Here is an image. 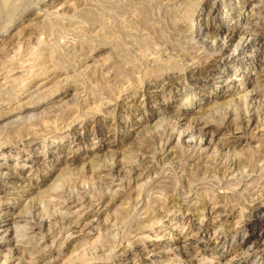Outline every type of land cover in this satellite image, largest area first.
Returning <instances> with one entry per match:
<instances>
[{"label": "rangeland", "instance_id": "rangeland-1", "mask_svg": "<svg viewBox=\"0 0 264 264\" xmlns=\"http://www.w3.org/2000/svg\"><path fill=\"white\" fill-rule=\"evenodd\" d=\"M161 1L162 3H160ZM193 1H195L198 10L193 18V25L195 30L202 29L201 34L203 35L201 37L207 36L203 31H209L214 35V31L218 27L230 31L234 27V23L236 26L246 30L250 29V26L252 27V24L250 25L245 20L248 11L242 13V9H239L237 13H234V10L230 8L233 0ZM70 2L74 7L72 6V9L70 8L69 10L67 8L66 10L65 4ZM164 2L166 1L0 0V73L5 71L7 73L15 72L17 70L16 63L19 65L22 61V63L26 64L30 72L29 76L32 75V78L38 73L40 77L49 75L48 78H50V82L48 79L47 85V87H50L41 91L42 95L38 93L37 96L39 95V98L34 96L36 104L32 103L34 105L32 106L33 108L30 107L27 111L17 110L1 119L0 162L4 165L5 171L20 172L21 178L25 179L26 183L29 182V178L32 179L34 184L41 181V179L46 181L38 189V192L44 188V190H47L49 187L50 190H58L65 197L79 202L77 203L79 206H75V209L76 207L84 208L80 205L81 203L86 207L84 210H80L82 212L78 216L79 224H77L79 225L78 230L84 228L82 230V232L84 231V236L80 237L82 232L77 233L75 234L78 237L76 240H71L65 245H56V250L40 264L134 263L138 260L139 251L144 252L149 249V243H145L143 240L142 242H133L136 234V231L133 230L138 227V221L136 222L134 217L138 209L135 196L140 194L143 203H147L150 206V204L154 205L157 203L156 194L158 192L157 195L163 194L164 198L166 196L168 199L171 196L176 197L178 206L177 204L176 206L170 204L167 217L164 216L161 222L154 225V231H151V233L161 237L156 241V252L160 256L158 262L155 261L156 264H264V220L260 225L253 222L256 216L264 215V160H260L262 158L260 155L264 154V124H260L261 126L259 127L251 125L246 129L247 131L238 133L243 134L246 141L233 146L230 149L232 152H226L228 147H224L225 150L222 148L223 151L219 154L220 157L225 155L224 157L228 158L234 154H239L250 165L252 164L247 174H239L235 179H228L223 172H218L216 166H213L215 163H208V165H211L210 167L201 163L198 171L193 166H190L189 164L194 162L193 159L199 153V146L195 143V140H193L194 142H188L190 138L185 142L188 132L193 135H199L200 128L196 126V122L191 118L203 109L206 105V100L199 101L196 97L203 94V97H207L208 94L213 95L217 91L228 95L230 93L229 90L233 89V83L231 87H217L220 85L215 83L219 80L217 78L219 75L216 73L215 79L207 78L205 84L195 79L180 82L183 81V76H180L175 81L156 82L154 84L155 91L149 88V95L137 94L133 102L128 97L129 86L127 83H124V86L122 84L123 74L120 78V74L117 72V76V70H114L116 69V61L120 62L121 65L125 62L123 59L125 53V60H128L127 55L130 54V57L133 54L129 51L132 50L134 45L132 43L145 44L144 46L149 48H155L158 45L164 46L165 44V47L168 45L167 48L169 49L172 44L166 43H174L178 39L174 35L171 25L170 6ZM253 2L255 3H253L255 6L252 8L254 10V18H251V20L257 18V25L264 27V0H253ZM212 5L215 8H222L220 13L215 12L216 17L219 16L224 19L221 23H218L212 17L214 14L207 16ZM62 6L64 10L61 8ZM165 7H168V10ZM249 14H252V12ZM232 17H234V20L230 21ZM208 27L213 30H208ZM37 38H39L38 41H40L41 46L37 42ZM115 39L117 40L115 41ZM161 39L164 42L159 41ZM182 41L184 45L192 42L190 39L187 40L188 43L184 40ZM160 42L162 43L160 44ZM262 42L263 40L248 49V55L251 54V50L256 51L257 57L254 60L239 58V60L227 65L219 64L212 68L217 72L218 70L226 71L229 67V78L235 77L238 79L234 73H238L239 69L248 65V73L245 75L246 81L253 83L257 78L255 63L256 61L261 63L264 58V45ZM231 51L232 46L227 52ZM114 53L117 57L118 54L121 56L119 55L117 58ZM122 54L124 55L122 56ZM115 59L117 60L115 61ZM120 59L124 62L122 63ZM124 65L122 67L127 69L128 66L125 65L124 67ZM11 67L15 69L12 71V69L10 70ZM31 67H33L32 70ZM33 69L35 71L38 70V73ZM33 71L34 74L31 73ZM115 76L118 78L116 79ZM29 79L31 77H25L20 80L21 82L18 80V83L14 80V82L11 81L10 77L8 81L6 80L8 83L4 84L3 88L0 86V111L4 109L3 106L13 107L18 105L19 94L33 80L36 81L37 78H34L31 82ZM161 85L163 86V96L155 94L161 90ZM254 86L256 87V85ZM253 87L249 86L247 88L246 86L247 90L253 89ZM185 91H189L190 99L193 96V100L195 98L196 101L186 104H181L180 100L173 104L168 103L167 98L172 96V94L181 93L185 97ZM65 93L69 94L67 98L72 101L69 100L70 102L68 101L67 105L65 104L62 108L60 106L55 108V114H53L54 110L52 108L57 102L55 97H60ZM45 94L47 97H45ZM4 102L7 105H4ZM135 102H146V106L142 107L141 105V108L139 105L140 109H137L135 105H131L132 103L135 104ZM257 104H259V109L264 107V96L257 100ZM232 105L229 109H222L214 113V116L210 115L208 119H213L216 123L221 121L230 122L232 118L238 116L246 107L239 103L236 104L234 101ZM50 106L53 107L51 108ZM49 108L52 110L50 111ZM49 111L52 113H49ZM182 111L185 114L173 132L174 124L172 121L174 120H169L170 117L173 119L175 115L171 113L179 114ZM232 113L233 115L231 116L230 114ZM19 114L21 117L26 115L25 118L20 119V121L25 120L26 123H22L23 125L19 123L20 121L14 125L12 124L13 122L10 123L11 120L18 118ZM146 114L151 115V119L147 126H145V123L140 125L143 123V117ZM159 119L163 120H161L160 124ZM5 123L9 124L6 125ZM24 125L25 127L21 130ZM28 125H32V127ZM106 126L109 127L108 132L104 129ZM211 127L214 128L213 125ZM179 131H185V134L182 135V138H184L180 143L176 142ZM145 135L152 141L155 138L153 146H145L147 141ZM170 135L173 136V139L169 147L172 146L174 148L175 145L174 149L180 153L179 162L171 163L168 161L159 164L160 170L155 174L152 173L150 181H147V185L143 187L141 192L137 191L135 185L138 182L133 179L135 174L132 163L138 164V166L144 165L145 149L147 151L157 150L160 148V142L164 143ZM116 143H119L118 146ZM212 147L206 150V154H213ZM93 154L97 155L93 157ZM58 155L59 159L56 157ZM117 155L118 159L124 155L122 158H124L125 163L122 167L118 166L111 176H115L116 182L119 184L118 189L119 191L121 190L119 196L113 199L110 196H112V191L117 187L108 183L110 179L106 181L105 178L96 176L93 171H88L86 167L94 163L92 170L93 168H103L112 164ZM67 157H73L79 163L70 165L71 167L61 163L60 160ZM212 160L214 162V159ZM258 160L260 161L258 162ZM35 161H38V163ZM83 162H86V164L84 165ZM261 162L262 164H260ZM184 168L185 171L182 170ZM60 172L61 174H58ZM58 175L62 179L58 178ZM131 182L132 184L130 185L132 187L128 185ZM34 184L33 186L24 187L23 190H20L22 189L21 187L18 189L17 187L9 188L6 184L0 185V211L5 210L15 214L22 212L21 208L27 202L26 198L35 196L37 198H35L34 203L36 204L37 202L36 205L39 208L41 207L37 211L36 216L38 217H36V221L47 219L45 226L33 231L29 229L30 224H26L21 219L16 220V224L15 221L10 219L3 222L0 227V235L10 231L11 233L8 236L14 242H4L0 264H2V260L9 253H13L14 258L7 264H18L20 258L27 260L28 256L24 252L15 253L16 240L20 245L33 246L32 256L38 259V254L43 251L46 252V249L51 245L49 244L51 239L41 242L42 238L45 239L50 231L56 236L65 231L64 223L62 224L63 221L58 216V208L48 197L36 196L37 187H34ZM50 186H52V189ZM33 191L36 192L33 193ZM210 198L212 201L215 199L219 200L217 203L222 205L215 212H209L208 200ZM91 202L95 205H97L96 203L106 204V206L100 208V214L94 218L91 217L92 210L87 209L90 207ZM27 209L30 210L28 207L25 210L23 208V212H28ZM198 213H202V215L199 217ZM108 217L109 219L117 217V224L114 227L106 226V221L104 220ZM90 220H92V224L86 225ZM16 233L18 235H15ZM19 238L22 239L20 240ZM10 248L11 250L14 249L13 252ZM181 248L190 251L188 252L189 257L186 258L181 254V251H179Z\"/></svg>", "mask_w": 264, "mask_h": 264}, {"label": "bare ground", "instance_id": "bare-ground-1", "mask_svg": "<svg viewBox=\"0 0 264 264\" xmlns=\"http://www.w3.org/2000/svg\"><path fill=\"white\" fill-rule=\"evenodd\" d=\"M165 1L166 2H164V3L166 5H169L170 6V8H169L170 11H171V13H170L171 14V18L170 19H171L172 28H173L174 33H175L174 35H176L178 37V39L176 37H174V38L177 39L175 42L173 41L174 43H166V44H172V46L170 45V47H172L171 50H169L170 47H169V49L167 48L168 45H166V47H165V44H164V46L163 45H158V47H155V48H152L151 47V48H149V47H145L144 46L145 44L144 45H141L140 43H138V44L132 43L134 45L132 47V50H129V51H131L133 54H131L130 57H129L130 54L127 55L128 56L127 57L128 60H125L126 53H125V56H123L124 54H122L123 59L126 62V64H125L124 61H123L124 63L121 61L122 59H120V61L123 63V65L125 64V65L128 66L127 69H124L122 67L123 65H121L120 62H117L116 61L117 59H115V61H116V65H115L116 67L115 68L116 69H114V70H117L116 71V75L118 76V74H117V72H118L120 74V78H121L122 77V74H123V77H122L123 83L122 84L124 86V83L125 84L127 83V85L129 86V89H128L129 90V94H128L129 96L128 97H130L131 101H133V102H134L135 97H136L137 94L142 93V95H149V88H152L155 91V85L154 84H156V82L161 81V83H165V82H169V81H175V80H178L180 78V76H183V78H182L183 81H180V82H184V80L189 81L191 79H195V80H199L201 83L205 84V82H207V78H209V79H212V78L215 79V73H216V74L219 75L217 77V78H219V80L216 81L215 83H217V85H220V86H217V87H219V88L220 87H222V88L231 87L232 86V83H233V89L229 90L230 93L228 95H226L225 93H221V91H217L213 95L208 94L207 95L208 99H207L206 96H205L206 99H205V97H203L204 94L203 95H198V97H196V99H198L199 101H203V99L206 100V102H205L206 105L203 107V109H201V111H198L197 114H196V116H193L191 118L192 120H194L196 122L195 123L196 126L200 128L199 135L198 136L197 135H193V134H191V132H188V134L186 135L188 137L185 140V142H187V140L190 138L188 142H190V141L191 142H194L193 140H195V143L199 146V148H198L199 149V153H198L197 157L193 159V161H194L193 163L189 164L190 166H193L194 168H196L197 171H198V168H199V166H200L201 163H204L205 166H209L210 167L211 165H208V163L210 164V162H211L212 164L215 163L213 166L214 167L216 166V170H218V172H223L224 175H226L228 177V179H235V177H238L237 175H239V174H244L245 175V174H247L249 172V168L251 167L252 164L250 165L249 162L244 159V157H242L239 154L232 155V153H231V155H232L231 157L225 158L224 157L225 155H222L221 154L222 156L220 157L219 154L222 153V151H223L222 148L224 149V147H228V150H226V152L227 151L229 152V151H231L230 149L233 146H235L236 144H240L243 141H246L245 136L243 134H238V133L243 132V131H247L246 129L249 128L251 125H255V126H258L259 127V126H261L260 124H262V123L264 124V107H262V108L259 109V104H257V100L258 99L260 100L261 97L264 96V58L262 59V62L261 63H259V61H256V63H255V65H256L255 74H257V78L255 79L256 82L254 81L253 83L252 82H249V81L248 82L246 81V76L245 75H246V73H248V67H249L248 65L244 66L242 69H239L238 70V73H236V72L234 73V75H236V77H238V79H236L235 77L232 78V79L229 78V67H228V70H226V71H221V70H218L217 71L216 70L217 72H215L214 71L215 69H213L212 67L217 66L219 64L227 65V64H229V63H231V62H233L235 60H239V58H247V59H253L254 60V58L257 57L256 56L257 54H256V51L255 50L254 51L251 50L250 51L251 54L248 55V53H249L248 49L250 47H254L255 44H257V42L259 43L261 40H263L262 43L264 45V27L257 25L258 24L257 18L255 20H253V19L251 20V18H254V10L252 8L255 6L254 5L255 3L253 2V0H233L232 4L230 5V8L232 10H234V13H237V11H239V9H242V13H245L246 11H248L246 13L245 20H247V22H249L250 25L252 24V27L250 26V29H247L246 30V29L240 28V27L236 26L235 23H234V27L230 31H226L225 28L223 29L221 27H218L214 31V35H212L209 31H203L204 34H206L207 36L201 37L203 35V34H201L202 33L201 32L202 29L195 30L194 29V25H193V18L197 14V11H198L197 8H196L195 1H193V0H165ZM204 1H207V0H204ZM6 2H8V1H6ZM199 2H200V0H199ZM160 3H162V1ZM61 5H63V4H61ZM65 5H66V10H67V8L70 10V8L73 6L71 4V2L70 3H67ZM128 5H129V3H128ZM61 8L63 9V6ZM221 10H222V8H220V9L219 8H215V6L212 5L211 6V9L209 10V12L207 14V16L208 15L209 16H212L214 14V16H212V17L218 23H221L224 19L222 17H219V16L216 17L217 16L216 13H220ZM250 12H252V14H249ZM233 20H234V17H232V19L230 21H233ZM157 28H158V25H157ZM207 29L208 30L210 29V31L213 30V29L211 30V27L210 28L208 27ZM208 34H210V35H208ZM161 37H163V36H161ZM174 38H173V40H174ZM144 39H145V37H144ZM186 39L187 40L190 39L192 42L190 41L191 42L190 44H186L185 43L186 45H184L182 43L183 42L182 40H184V41L187 42ZM36 40L39 43V45L41 46L40 41H38L39 38H37ZM116 40L117 39H115V41ZM162 40L163 39H161L159 41H162ZM162 42H164V41H162ZM162 42H160V44ZM145 43H148V42H145ZM114 45H118V44H114ZM38 46H37V48H38ZM231 46H232V51L231 52H227ZM116 47H118V46H116ZM127 47H129V46H127ZM34 48H35V46H34ZM120 51H121V49H120ZM37 52H38V49H37ZM115 52H116V50H115ZM121 52H123V51H121ZM35 53H36V51H35ZM117 53H119V52H117ZM36 54H38V53H36ZM114 55H115V53H114ZM119 55L120 54H118V57H119ZM241 55H243V56L241 57ZM248 56H250V58H248ZM38 59H39V57H38ZM10 60H11V58H10ZM240 60H242V59H240ZM7 61H9V60H7ZM117 63H118V65H117ZM16 64H17V66L16 65L15 66L17 67L16 68L17 70L15 72L13 71L15 68L12 69L13 67H11L10 70L12 69L13 73H10V72L7 73L5 71L6 69L3 70L5 72H1L0 73V86H2V88H3V85L4 84H7L8 83V82H6V80L8 81V79L10 77L12 79L11 81L14 80V81H16L18 83H19V81L21 79H23L25 77H31V79H29L30 82L34 78L35 79L37 78V79H36V81L33 80L30 84H28V87L27 88L25 87L26 89L22 93L19 94V100H18V102L16 101L18 103V105L12 107V106H8L6 104V102H4V105L6 104L7 106H3V108L5 110L4 109H1V111H0V121L6 115L9 116L10 114L16 112L17 110H22V111L29 110L30 107L34 106V105H32V103H35V99L34 98L37 96V94L38 93H41V95H42V92L41 91L47 90L50 87V86L47 87V85H48V79H49V82H50V78H48L49 75L47 77H45V75H43L44 77L43 76L40 77V75L38 73V70H36L37 71L36 72L33 69L38 74L35 73L36 74L35 75L36 77L34 76L32 78V75L29 76L30 75V72H29L26 64L22 63V61H21V63L19 65H18V63H16ZM125 65H124V67H125ZM1 67H2V65H1ZM239 67L241 68V66H239ZM32 68L33 67H31V70H32ZM7 71H9V70H7ZM34 71L31 72V73L34 74ZM56 72L57 71L55 69V73ZM7 77H9V78L6 79ZM115 78H116V76H115ZM68 80H69V78H68ZM119 82H121V81H119ZM117 83H118V81H117ZM253 85H256V87L255 86L253 87ZM246 86H247V88L249 86H251V87H253V89L247 90ZM95 87H97V86H95ZM107 91H109V90H107ZM126 92H127V90H126ZM188 92L185 93V97L181 93H174V94H172V96H170V97L167 98L168 103L169 104H173L174 102L179 101V100L181 101V104L195 102L196 100H195V98L193 100V96L190 99V93H188ZM68 93H65L64 95H61L60 97H55L56 98L55 101H57V102H56V104H54L55 105L54 107L52 106L53 108L51 106L50 107L53 110L55 108H57L58 106H60L62 108L70 100L69 98H67V96L69 95ZM209 93H211V92H209ZM48 94H50V93H48ZM155 94L156 95L160 94V95L163 96V86L162 85H161V90L159 92L155 93ZM45 97H47V95ZM11 98H12V96H11ZM210 98H211V100H210ZM219 99H221V100H219ZM125 100H127V99H125ZM6 101H7V99H6ZM20 101H22V102H20ZM70 101H72V100H70ZM233 101L236 104L239 103V104L245 105L246 107L244 108L243 111L241 110L242 112L238 116H235L234 118H232L230 120V122L221 121V122H217L216 123L213 119H208V117L210 115L212 116L214 113L219 112L222 109H229V107L232 105V102ZM11 104H12V102H11ZM11 104H9V105H11ZM68 105L71 107L70 104H68ZM131 105H135V107H137V109H140L139 108V105H140V107H141V105H142V107H145L146 106V102H144V103L135 102V104L132 103ZM232 106H234V105H232ZM66 107H68V106H66ZM132 107H134V106H132ZM128 108H130V107H128ZM6 109H7V111H6ZM52 109L49 108L50 111ZM167 110H168V108H167ZM4 111H6V112H4ZM50 111H49V113H52ZM46 112H48V111H46ZM54 112H55V110L53 111V114H55ZM183 112L184 111H182L179 114L178 113H176V114L175 113H171V114L175 115L173 117V119H172V117H170V120H169V121L174 120V121H172V123L174 124L173 125L174 128L172 129L173 132L176 130L177 125L179 124V121L182 120V116L185 114ZM207 112H209V113L206 114ZM230 112H231V110H230ZM56 114H57V111H56ZM230 115L232 116L233 113L230 114ZM25 116L24 117H21V115H20V116H18V118L14 119V120H11V122L10 121L9 122L10 123L13 122L12 124L14 125V124H16V122H19L21 118H25ZM228 117H229V115H228ZM143 118H144V121L145 122L143 121V123L140 124V125H143L145 123V126H147V123L151 119V115H147L146 114V115H144ZM37 119L39 120V118H37ZM161 120L159 121V124L163 121V120L162 121ZM19 123L21 125H23L22 123H26V122L24 120V121H20ZM8 124L9 123H7L6 125H8ZM20 124H17V125H20ZM212 125H213L214 128L211 127ZM28 126H31L32 127V125H28ZM24 127H25V125L21 127V130ZM18 128L20 129V127H18ZM153 128H151V129H153ZM104 129H105L106 132L109 131V127L108 126L104 127ZM184 134H185V131H179L178 139H177L176 142H179L180 143V141L184 138V137L182 138V135H184ZM146 138H147V136H146ZM253 138H254V136H253ZM172 139H173V136L172 135L168 136L167 140H165L164 143H161L160 142V148H158L157 150H154V151H147L145 148L140 147L141 149H145V151H146V153L143 152L144 153L143 160L145 161V164L142 165V166H138V164H133L132 163V167L134 168V174H135V176H134L133 179L136 182H138L137 185H135V189L137 191L141 192V190L143 189V187L145 185H147V181H150V178L152 176V173L155 174V173L158 172V170H160L161 167H160L159 164L166 163L168 161L171 162V163L172 162H176V163L179 162V157H180L179 155H180V153L177 152L174 149L175 148V145H174V148L172 146L169 147V145L171 144V140ZM207 139H208V141H207ZM154 140H155V138H154ZM154 140L152 141V140H150V139L147 138V141H146V145L145 146L146 147L147 146H149V147L153 146ZM118 144H117V146H118ZM210 145L213 146L212 147L213 148V150H212L213 151V154L212 155H208L209 153L206 154V150L209 147H211ZM131 152H133V151H131ZM263 152H264V150H263ZM97 154H93L92 156L95 157ZM260 156L262 157V158H260V160H264V154H261ZM56 157H58L57 159H59V155L56 156ZM122 157H124V155ZM122 157L120 159H118V155H117V157L114 158V161L112 162V164L106 165L103 168H101V167L98 168V169L93 168V170H92V167H93L94 163L89 164V166L86 167V169L88 171H93V173H95L96 176L105 178L106 181L108 179H110V182H108V183H110L113 186L117 187L116 189H114L112 191V196L109 195L113 199L119 196L121 190L119 191V189H118L119 188L118 187L119 184H118V182H116L117 179L115 178V176H113V177H111V176H112V174L114 173L115 169L118 166H121L122 167L124 165L125 162L123 160L124 158H122ZM212 159H214V162H213ZM98 160H100V159H98ZM260 160H258V162ZM60 161H61V163L66 164V165H69V166L70 165H75V164L77 165V163H79L73 157H71V158H69V157L62 158V160H60ZM35 162L38 163V161H35ZM83 164L85 165L86 162H83ZM260 164H262V162ZM3 166L4 165L0 162V185L1 184H6V185H8L9 188H15V187H17L18 189H19V187H21L22 189H20V190H23V188L26 187V186H33L34 183H33V181H32L31 178H29V182L26 183L25 182V179L21 178V173L20 172H18V171H12L11 172V171H8V170L5 171L4 170L5 167H3ZM84 168H85V166H84ZM192 168H190V169L193 171L194 168L193 169ZM69 170H70V168H69ZM182 170L185 171V168L182 169ZM58 174H61V172L58 173ZM58 178H60L59 175H58ZM60 179H62V178H60ZM45 182L46 181H44V180L41 179V181L35 183L34 184V187H37V192L36 191H33V193L36 192V196L37 195H42V196L48 197L49 200L51 202H53V204L58 208V216L62 219V221H63L62 224L63 223L65 224V225L63 224V226H65V229H64L65 231L62 234L59 233L57 236H56V234L55 235L52 234V232L50 231V233H48V235H46L47 237H45V239L42 238L43 241L41 240V242H44L46 239H49V240L51 239V243H49L51 245H49V248L46 249V252L43 251V252H41V253L38 254V257H39V258L37 257L38 259H36V258H34V256H32L33 249H34L33 246H31V245L30 246H28V245H20V243H18L17 240L15 239L16 240L15 247H14L15 248V253H23L24 252V254H26L28 256L27 260H24L23 258H20L18 264H40V263L44 262V260H46L56 250L55 248L57 246H59L61 244L62 245L63 244L65 245L66 243H69L71 240H74V239L76 240V238H78V237L75 234L81 233L82 230L84 229L83 228L82 230H78L79 225H77V224H79V222H78L79 221L78 220V216L82 212L80 210H84V208H86V207L81 203L80 205L83 206L84 208H82V207H78L77 208L76 207V209H75L74 208L75 206H79L77 204L79 202H76V201L72 200L69 197H65L64 194H62V192H60L58 190L57 191H55V190L52 191V190L49 189V187H48L47 190H44L45 189L44 188V189H42L41 191L38 192V189ZM130 184H132V182L129 183L128 185H130ZM56 186H57V184H56ZM50 187L52 189V186H50ZM53 188H55V187H53ZM30 190H32V189H30ZM157 194H156V197H157L156 202L157 203H155L154 205H151L150 204V206H148L147 203H145V204L143 203L142 199L140 198V194H138L137 196H135L136 199H137L136 206L138 207V209L136 210V213H135V216L134 217H135L136 222L138 221L137 222L138 227L136 228V230H133V231H136L135 239H134L133 242H136V241L137 242L138 241L139 242L140 241L142 242V240H143V241H145V243L146 242L149 243L148 244L149 249L147 251H144V252L139 251L140 254H139V257H138V260H137L138 262L135 261L134 263L132 262L131 264H154L155 261L158 262V259L160 258V256L156 252V248L155 247H156V241L158 240V238H161V237H159V235H157V234L151 233V231H154V225H156L157 223L161 222L162 221V218L164 216L167 217V214H168L169 209H170V206H169L170 204L173 205V206H176V204H177V206H178V200H177L176 197H173V196L169 197L170 199H168L167 196H166V198H164V195L163 194H160V195H157ZM161 195H163V196H161ZM38 197H40V196H38ZM35 198H37V197L31 196V197L26 198V201L27 202L21 208L22 209V212H18L17 214H15L14 212H10L9 213L8 211H5V210L0 211V227H1V224H3V222L7 221L8 219H10L11 221H15V224H16V220L18 221V219H21V220L25 221L26 224L29 223L30 224L29 229L31 231L36 230L38 228H42L43 226H45L47 219H45V220L39 219V221H36L37 220L36 217H38V216H36L37 213H38L37 211L39 209H41V207L39 208V206L36 205L37 202H36V204L34 203ZM111 198H110V200H111ZM220 200H221V198H220ZM39 201H41V200H39ZM92 202L90 203V207L91 206L92 207L91 208L88 207L87 209L88 210H92L91 217L94 218L95 216H98L100 214V211H101L100 208L103 207V206H106V204H104V205L102 204L101 205V203H96L97 205H95L93 203L95 205L94 206L92 204ZM208 202H209V207H208L209 208V212H211V211L212 212H215V211H217V209H219V207L222 206V205H220V204L217 203V202H219V200L217 201L216 199L214 201H212V199L210 198L208 200ZM27 207L30 208V210L27 209L28 212H23V208L25 210ZM194 214H195V211H194ZM197 215L200 217L202 215V213H198ZM116 219H117V217H114V218H111V219H109V217H108L106 220H104V221H106V226L109 225L110 227H114L117 224L116 223ZM263 220H264V215L262 214V215L256 216L254 218L253 222H255V223H257V224L260 225V223ZM91 222H92V220L88 221L86 223V225H88V226L91 225L92 224ZM45 230H46V228H45ZM83 232H82V234H80V237L81 236H84ZM10 233H11L10 231H7L4 235L3 234L0 235V256H2L1 255V252H2V248H4V242H8L9 243V242H12L13 241L10 238V236H8V234H10ZM87 233H89V232H87ZM15 235H18V234L16 233ZM182 237H184V236H182ZM19 239L21 240L22 238H19ZM93 242H95V241H93ZM92 245H91V247H92ZM181 245H183V244H181ZM178 246H180V245H178ZM10 250H11V248H10ZM10 250H8V251L10 252ZM13 250H11V251L13 252ZM179 251H181V254L184 257H186V258L189 257L188 252H190V251L186 250L185 248H181V250H179ZM22 256H24V255H22ZM13 258H14V254L13 253H9V255L6 256L2 260V264H7ZM102 259H104V258L102 257ZM47 263H49V262H47ZM44 264H46V263H44Z\"/></svg>", "mask_w": 264, "mask_h": 264}]
</instances>
